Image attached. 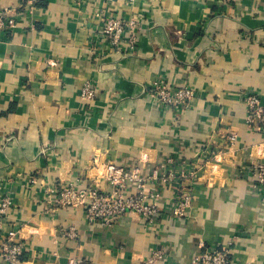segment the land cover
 <instances>
[{
	"label": "crops",
	"instance_id": "crops-1",
	"mask_svg": "<svg viewBox=\"0 0 264 264\" xmlns=\"http://www.w3.org/2000/svg\"><path fill=\"white\" fill-rule=\"evenodd\" d=\"M3 7L19 17L14 32L0 34V199L12 200L0 237L19 230L22 264H193L228 245L234 264H264V193L249 171L264 163V130L246 122L247 94L264 103V0H40L33 8L0 0ZM99 11L134 19L136 44L112 51ZM157 79L195 89L191 107L150 97ZM89 84L93 99L83 95ZM140 160L147 191L163 185L153 223L131 212L108 228L90 224L83 207L52 211L61 187L104 185L105 164ZM154 170L175 178L164 185ZM182 174L198 176L188 216L176 218ZM71 228L77 239L65 236Z\"/></svg>",
	"mask_w": 264,
	"mask_h": 264
},
{
	"label": "built area",
	"instance_id": "built-area-1",
	"mask_svg": "<svg viewBox=\"0 0 264 264\" xmlns=\"http://www.w3.org/2000/svg\"><path fill=\"white\" fill-rule=\"evenodd\" d=\"M27 7L33 8L40 0H22ZM19 14L16 9L3 7L0 9V34H9L18 28ZM96 18L102 23V37L111 44V50L115 52L130 49L137 42L135 30L137 22L134 19L122 20L111 13H96ZM125 35L128 40H125ZM148 94L154 100L169 106L177 111L188 110L196 97L195 89L187 86L174 87L163 79L155 80L148 88ZM83 95L86 99L95 97L94 88L89 84L84 87ZM248 115L247 125L250 129L262 132L264 130V103L258 94L251 93L246 96ZM237 135L230 136L231 144L237 141ZM218 162L217 155L214 158ZM147 161L140 160L131 165H119L107 163L104 165L105 172L103 181L94 178L85 186L68 184L61 187L54 199L52 211L58 212L67 207L85 208L88 222L92 225L100 224L104 227L114 226L120 218L128 213H137L148 222L153 223L162 213L158 201L162 195L163 185L158 189L156 185L147 191L149 180L143 174ZM174 162L173 159L169 160ZM217 168L215 164L214 170ZM202 170V169H201ZM250 173L255 176L259 191L264 193V163L253 162L249 167ZM181 175L185 179L178 188L172 215L176 218H185L194 202V177ZM152 179L160 180L166 185L175 177L172 174L159 173L154 170ZM55 192V188L52 189ZM12 206L9 196L0 199V234L4 230L5 218ZM19 230L11 229L5 237H0V258L5 264H22L25 246L19 238ZM65 236L77 239L75 228L65 232ZM69 264H91L83 257L70 258ZM148 264H157L155 259L149 260ZM193 264H234L232 259V248L230 245L222 249L205 250L194 261Z\"/></svg>",
	"mask_w": 264,
	"mask_h": 264
}]
</instances>
